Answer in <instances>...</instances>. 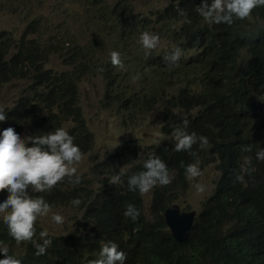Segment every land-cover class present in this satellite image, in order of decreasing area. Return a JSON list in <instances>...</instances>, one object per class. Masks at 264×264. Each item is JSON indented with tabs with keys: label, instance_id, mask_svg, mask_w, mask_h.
Masks as SVG:
<instances>
[{
	"label": "trees",
	"instance_id": "1",
	"mask_svg": "<svg viewBox=\"0 0 264 264\" xmlns=\"http://www.w3.org/2000/svg\"><path fill=\"white\" fill-rule=\"evenodd\" d=\"M75 1L93 7L99 0ZM202 3L203 0H169L163 11L172 24L170 32L176 41L175 47L183 51L178 67L165 66L171 71L169 76L175 73L183 76L181 83L165 86V72L153 88L146 78L138 88L128 83H119L116 87L113 81L108 83L126 110L162 106L166 111L173 107L195 111L186 118L187 130L207 137L213 144L215 158L212 153V160L219 175L215 178L214 191L202 202L199 214L197 212L188 241H176L163 216L173 201L180 203L179 184L185 187L187 182L183 165H179V176L168 188L169 193L148 212L143 208L138 190L129 191L124 183L105 182L95 189L82 177L79 184L65 178L51 191L34 193L31 187L28 189L30 196H42L51 209L74 205L75 199L81 201L74 206L82 212V220L66 235H49L52 244L46 254L37 256L31 242L17 245L0 217V241L8 247L9 255L19 259L21 264H89L98 257L102 241L115 242L126 252L128 258L124 264H264V161L256 159V152L264 148V6L257 7L250 19L234 18L229 26L204 22L195 11ZM178 7L185 10L191 23L183 22ZM65 30L64 33V24H61L47 31L43 41L37 37L27 39L34 31L25 30L22 36L25 43L21 42L15 53L10 52L9 35L0 32V90H11V86L15 89L5 108L7 119L0 122V133L9 127L22 139L39 135L41 128L51 133L66 121L59 102H70L75 127L69 130L77 136L81 151L88 152L94 140L79 106L78 76L76 73L54 74L42 65L46 58L65 48H59L63 38L78 44L72 37L73 31ZM69 48L73 47L65 49ZM78 54L75 50L73 56ZM191 62L196 65L189 70L186 64ZM18 81H27L29 85H17ZM181 122L173 114L166 134ZM243 145H251L252 151L242 152ZM27 146L33 145L28 143ZM173 151L174 143L161 146L157 149L158 157L168 166ZM137 152L135 144L126 143L107 163L125 165L135 160ZM198 153L205 160L206 150L199 148ZM245 156L252 158L251 166L255 169L251 176H245L247 186L235 180ZM175 161L186 165L193 162L184 155L172 160ZM99 166L105 167V163ZM168 169L171 171V167ZM125 173L124 177L128 178L136 172ZM8 195L7 190L0 192V203ZM129 204L140 212L136 221L123 214ZM182 210L192 209L186 205ZM36 231L39 240V232L44 231L39 221ZM4 258L0 253V260Z\"/></svg>",
	"mask_w": 264,
	"mask_h": 264
},
{
	"label": "clouds",
	"instance_id": "2",
	"mask_svg": "<svg viewBox=\"0 0 264 264\" xmlns=\"http://www.w3.org/2000/svg\"><path fill=\"white\" fill-rule=\"evenodd\" d=\"M104 1L105 0H99L98 3L92 7L94 12L90 15L88 21L90 22V25L94 27H98L101 20H106V23L109 20L115 21L116 23L113 25L114 28H116L115 39H113V36L105 37L103 38L105 43L101 44L99 38H94V40L89 41L84 38L83 40H86V42H88L87 44L80 46L79 41L77 45L70 43L69 47L73 48L67 50L65 49L64 42L59 48H65L58 50L56 54L60 55L65 62L67 59L66 64L68 63L70 66L67 65V68L60 73L54 72L53 70L51 71H53L54 74L59 75L63 73H76L78 76V88L82 77L87 74H99L104 81L102 100L121 104L117 101V93L108 83L109 80L113 81L114 87L119 83H123L120 76L123 71L127 70L124 64L125 47L131 44L137 49L135 60L144 74L150 73L152 75H157L158 81L156 82L159 83L162 78L161 73H167L165 74L167 75V84L165 86L170 85V79L175 75L181 76L182 82V75L175 73L172 76H169L171 71L165 66L178 67L179 61L183 55L182 49L175 47L176 41L174 36L173 39L175 44L172 48L168 49L161 47V37L157 30L151 27V16L147 17L133 13H130V15L127 16L126 13L132 10L129 0H119L117 5L107 12L103 7ZM260 6H264V0H203L201 6H198L195 11L200 17H202L203 21L208 24L218 25L223 23L230 26L234 23V18L238 20L250 19L253 11ZM165 8L158 13L160 19L167 18V15L163 14ZM177 12L179 16L184 17V23H191V20L187 18L185 10L178 7ZM151 14L155 15L153 11H151ZM37 22V19L31 21L26 30H32ZM79 26H83L88 34L94 32L87 30V26L83 22L73 25L75 28ZM109 28L113 29L110 26ZM8 35L12 40L10 52L15 53L17 47L24 41L21 40L20 43H16L10 33ZM75 50L79 51L77 57L73 56ZM187 54H189V52H187ZM187 54L186 60L188 61L189 55L187 56ZM153 64H156V68L152 69ZM188 64H186V67ZM159 68L162 70L158 71ZM108 71H111V73H108ZM133 79L135 81L136 79H139V77L137 76ZM109 97L112 99H108ZM59 103L66 121L61 126L54 128L55 130L53 132L47 133L41 128L39 135L28 137L27 139H22L15 129L11 127L0 133V192L5 190L9 192L7 199L0 203V217H2L3 222L8 226L9 234L14 238L17 245L22 242H31L36 249L35 254L37 256L46 254L48 247L52 244V240L48 238L49 233L47 230L40 231L39 240L36 239V222L38 218L48 216L52 209L51 205L46 202L42 196H30L28 194V189L31 187L34 193L51 191L65 178L73 184H79L81 182V175H78V166L80 167L88 153L81 151L78 147L77 136L70 132V130L75 127L74 114L70 102ZM79 106L81 107V104H79ZM122 107L128 112H133L138 109L145 115L149 114L154 108H156H136L134 110H126L123 105ZM179 110L185 109H176L173 107L170 111L164 112V119H167L169 113H171V116L174 114L178 120H182L181 124L176 126L170 134H166L165 129H168L169 127V122L171 121L170 118L167 127L164 128L165 138L162 142L158 145L148 147L147 152L140 153L138 151L134 161L127 162L125 165L107 163L110 156L117 155L121 146L124 147L126 143L131 145L135 144L136 141L134 139H125L121 141L119 145L114 147L102 162L97 163L92 168V171L99 175L96 186L92 188L98 189L105 182L111 185L124 183L129 191L133 192L138 190L137 194L142 201L143 208L145 212H148L156 202L169 193L167 191L168 188L173 185L179 176V165H183L185 168L184 175L187 182L189 179L200 177L202 175L201 170L204 169L205 166L213 165L215 169L214 161L212 160V153H214L213 144L209 143L207 137L198 136L195 132L188 131L189 121L186 118L190 115L178 118L176 112ZM82 112L85 125L89 129L83 109ZM186 112L194 113L195 111ZM6 119V111L0 109V122H4ZM50 130L53 129H49V131ZM203 130L208 132L213 131L209 129ZM90 133L92 132L90 131ZM93 140L95 141L94 136L92 141ZM132 140H134V143ZM28 143H31L33 146L28 147ZM170 143H174V151L169 156L168 165L171 167V171H169L166 163L158 157L157 152L159 147L167 146ZM209 146H212L213 149L208 148ZM93 147L94 143L92 148ZM199 148L205 150L211 149L212 152L209 154L206 152V158L205 160H202L198 153ZM241 151L250 153L252 147L251 145H243ZM182 155L193 160L192 164L186 165L182 161L178 164H176V161L175 163L172 162L173 159ZM192 156H195V158H192ZM251 159L250 156L244 157V164L240 168V174L235 177L237 182L244 184L245 186H247L245 176H251L255 171L251 166ZM256 159L264 161V148H261L256 152ZM101 163H105V167L99 166ZM139 167H143L144 170L141 171ZM125 172H130V174L134 172L136 173L127 178L124 177L126 174ZM214 175L211 193L215 188V178L219 175V172L216 171V169ZM187 182L185 187L182 186V183L179 185H181V188L183 187L185 189L187 187ZM195 187L199 192L204 191L203 187L199 184L195 185ZM175 202L176 200L164 210V217L166 211L171 209L174 205H178L181 211H183V207H186L182 206L181 203ZM72 203L74 205H79L81 201L75 199ZM191 211L194 210L183 212ZM194 212L196 213V219L197 212ZM123 214L126 218H130L132 221H136L140 216L139 210L132 204L127 205ZM51 219L55 224L64 223V217L59 214H53ZM0 253L5 257L0 260V264H21L19 259L9 255V249L2 241H0ZM127 258L126 252L115 242L102 241L98 257L90 260L89 264H124V261H127Z\"/></svg>",
	"mask_w": 264,
	"mask_h": 264
},
{
	"label": "rangeland",
	"instance_id": "3",
	"mask_svg": "<svg viewBox=\"0 0 264 264\" xmlns=\"http://www.w3.org/2000/svg\"><path fill=\"white\" fill-rule=\"evenodd\" d=\"M119 0H105L103 7L109 12L117 5ZM132 10L130 13L140 14L142 16L152 17L151 27L159 33L161 37L160 45L164 48H172L175 44L173 34L170 32V24L167 18L160 19L158 17L159 11L163 10L169 0H129ZM151 11L155 15L151 14ZM92 6L81 5L75 0H0V31H6L15 39L16 43H20L24 31L27 29L29 23L33 20H38L36 26L29 31H34L33 36H28L27 39L37 37L43 41L46 32L55 29L61 24L65 28L73 31L72 37L79 41L80 46L87 44L89 40L99 38L100 43L104 44L103 38L113 36L115 39L116 31L114 28L115 21L101 20L98 27L90 25L88 18L93 14ZM85 23L86 29L94 31L88 34L83 26L77 28L73 27L77 23ZM109 26L113 29H110ZM62 38V37H61ZM86 38L84 41L83 39ZM65 42V47L70 43L63 38L61 45ZM69 43V44H66ZM124 48V45H123ZM137 49L131 44L125 47V67L126 71L120 76L124 84H130L134 88L142 85L144 78L153 88L158 81L157 75L150 73L144 74L140 70V66L135 60ZM189 54H187L188 56ZM192 63L188 65H192ZM43 67L46 70H53L60 73L67 68L65 60L60 55L54 53L43 61ZM187 65V66H188ZM156 68V64L152 65V69ZM192 69V68H191ZM162 69L159 68L158 71ZM139 77L134 81V77ZM169 86H176L181 83V76H173L170 79ZM17 85H29L27 81H20ZM11 90H0V109L5 111V108L13 98L15 89L11 86ZM80 90V104L85 114V120L92 132L95 141L92 150L88 151L85 159L80 167L78 166V175L86 179L89 187L96 186L99 175L92 171V168L99 162H102L114 147L120 144L125 139L132 138L136 142L138 151L140 153L147 152L148 147L158 145L165 138L164 128L171 118L169 113L167 119H164V112L166 109L162 106L154 108L152 112L145 115L140 110L136 109L133 112L125 111L121 104L107 102L102 100L104 92V81L99 74H87L82 77L79 83ZM138 108V107H137ZM193 112H186L179 110L176 112L178 118L192 115ZM209 154L211 149L206 150ZM202 175L197 178L189 179L185 189H179L181 195L180 203L182 206L190 205L191 209L200 212L203 201L206 200L212 189L214 180V166H205L201 170ZM201 185L204 191H197L195 185ZM59 214L64 217L63 224H55L51 216ZM82 212L72 204L52 209L48 216L38 218L40 226L47 230L49 235L62 236L73 230L74 225L80 222Z\"/></svg>",
	"mask_w": 264,
	"mask_h": 264
},
{
	"label": "water",
	"instance_id": "4",
	"mask_svg": "<svg viewBox=\"0 0 264 264\" xmlns=\"http://www.w3.org/2000/svg\"><path fill=\"white\" fill-rule=\"evenodd\" d=\"M196 213L183 212L178 205H174L165 213V221L176 240L183 243L191 235Z\"/></svg>",
	"mask_w": 264,
	"mask_h": 264
},
{
	"label": "bare ground",
	"instance_id": "5",
	"mask_svg": "<svg viewBox=\"0 0 264 264\" xmlns=\"http://www.w3.org/2000/svg\"><path fill=\"white\" fill-rule=\"evenodd\" d=\"M241 34V33H240ZM234 36V35H233ZM196 65V63L195 64H192V65H188L186 68L187 69H191V68H193L194 66ZM115 103V102H114ZM214 139V138H213ZM220 145V144H219ZM258 168V167H257Z\"/></svg>",
	"mask_w": 264,
	"mask_h": 264
}]
</instances>
